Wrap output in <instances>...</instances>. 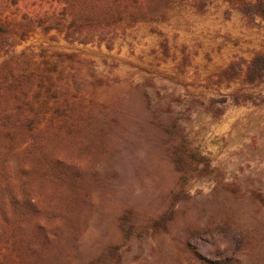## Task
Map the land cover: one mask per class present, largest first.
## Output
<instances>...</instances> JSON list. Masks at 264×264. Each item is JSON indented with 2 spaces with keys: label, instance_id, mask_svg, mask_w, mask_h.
I'll use <instances>...</instances> for the list:
<instances>
[{
  "label": "rangeland",
  "instance_id": "1",
  "mask_svg": "<svg viewBox=\"0 0 264 264\" xmlns=\"http://www.w3.org/2000/svg\"><path fill=\"white\" fill-rule=\"evenodd\" d=\"M36 3L0 0V22L53 11ZM120 4V27L133 25L111 49L39 30L0 57L34 48L36 69L58 66V80L77 71L83 89L76 116L98 182L85 232L59 263L264 264V82L245 79L264 54V21L238 0ZM62 52L78 59L60 61Z\"/></svg>",
  "mask_w": 264,
  "mask_h": 264
},
{
  "label": "trees",
  "instance_id": "2",
  "mask_svg": "<svg viewBox=\"0 0 264 264\" xmlns=\"http://www.w3.org/2000/svg\"><path fill=\"white\" fill-rule=\"evenodd\" d=\"M6 1L12 7L25 0ZM121 1L38 0V7L48 5L53 11L40 9L36 15L23 14L24 20L6 17L0 22V57L16 47L10 40L18 37L24 43L39 30L56 31L70 44L111 49L120 31L133 25L120 27L129 15ZM247 4L238 0L251 20L257 15L264 21V0ZM38 55L34 48L25 49L0 63V264H60L58 259L77 247L85 232L84 216L94 206L98 171L86 161L89 130L76 116L83 91L77 71L69 80L57 79L58 66L45 75L36 69ZM57 55L63 62L78 59L76 54ZM245 74L250 82H264V54L253 59ZM128 216L122 226L126 237L134 227ZM171 216L165 214L155 230H164Z\"/></svg>",
  "mask_w": 264,
  "mask_h": 264
}]
</instances>
